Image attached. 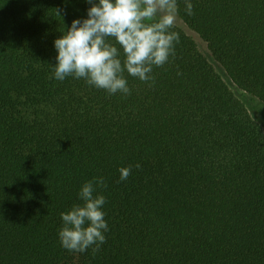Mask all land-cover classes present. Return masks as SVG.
Instances as JSON below:
<instances>
[{
  "label": "trees",
  "instance_id": "obj_1",
  "mask_svg": "<svg viewBox=\"0 0 264 264\" xmlns=\"http://www.w3.org/2000/svg\"><path fill=\"white\" fill-rule=\"evenodd\" d=\"M192 3L181 21L264 103V0ZM88 7L0 0V264H264L259 124L175 26V56L151 82L125 73L129 95L53 79V42ZM101 176L106 242L69 252L60 213Z\"/></svg>",
  "mask_w": 264,
  "mask_h": 264
},
{
  "label": "clouds",
  "instance_id": "obj_2",
  "mask_svg": "<svg viewBox=\"0 0 264 264\" xmlns=\"http://www.w3.org/2000/svg\"><path fill=\"white\" fill-rule=\"evenodd\" d=\"M84 2L90 5L86 16L73 19L53 42L57 53L53 79L62 82L71 76L110 95H129L131 89L125 73L142 82H151L153 68L164 66L175 56L180 37L172 29L178 0ZM184 6L185 13L191 16L192 0H184ZM118 171L123 182L132 169L121 167ZM105 187L102 176L85 181L78 192L82 203L60 213L62 226L58 239L64 249L84 253L95 246L93 251H98L106 242L105 233L109 231L104 212L106 197L97 192Z\"/></svg>",
  "mask_w": 264,
  "mask_h": 264
},
{
  "label": "rangeland",
  "instance_id": "obj_3",
  "mask_svg": "<svg viewBox=\"0 0 264 264\" xmlns=\"http://www.w3.org/2000/svg\"><path fill=\"white\" fill-rule=\"evenodd\" d=\"M174 26L193 39L198 49L207 58L208 62L214 67L216 72L220 75L231 92L245 105L252 118L259 124L264 132V103L251 94L238 88L230 80L221 65L211 55L206 42L202 38H200L193 30H191L184 22H182L178 15L176 16Z\"/></svg>",
  "mask_w": 264,
  "mask_h": 264
}]
</instances>
